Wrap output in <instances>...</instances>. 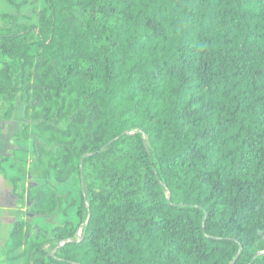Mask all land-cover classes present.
<instances>
[{"label":"trees","instance_id":"16d2710c","mask_svg":"<svg viewBox=\"0 0 264 264\" xmlns=\"http://www.w3.org/2000/svg\"><path fill=\"white\" fill-rule=\"evenodd\" d=\"M20 19L0 14V121L23 104L0 173L11 159L27 206L9 251L22 264H264V0H42L36 22ZM19 141L43 173L21 190ZM69 180L79 203L53 184ZM53 213L60 224L33 230Z\"/></svg>","mask_w":264,"mask_h":264},{"label":"rangeland","instance_id":"374dc122","mask_svg":"<svg viewBox=\"0 0 264 264\" xmlns=\"http://www.w3.org/2000/svg\"><path fill=\"white\" fill-rule=\"evenodd\" d=\"M15 2L19 5L18 12L6 0H0V14L18 13V16L21 17V22H36L37 12L42 6V0H15ZM14 105L13 119L11 121H0V158L9 156L10 152L15 148L11 137L20 129L23 121V104L19 97L15 99ZM3 109L4 106L0 102V111ZM4 167V173H0V264H22L23 259L19 255L20 249L13 252L9 251L11 245L8 241V235L13 223L27 211V206L17 203L12 194V185L9 183V179L18 174L15 170L16 168L12 165V161L6 162ZM27 181H32L30 174L27 175V179L25 177L23 185L19 186V190L25 186ZM53 184L59 194H68L79 203L80 197L75 181L69 180L64 184L53 182ZM69 218L71 220L77 219L74 209L69 211ZM28 220L33 226V230L36 231L38 229L49 230L51 227L60 224L63 218L58 213H53L44 219L30 218ZM77 235L80 236V229Z\"/></svg>","mask_w":264,"mask_h":264},{"label":"crops","instance_id":"0c3cea01","mask_svg":"<svg viewBox=\"0 0 264 264\" xmlns=\"http://www.w3.org/2000/svg\"><path fill=\"white\" fill-rule=\"evenodd\" d=\"M18 147H22L25 148L27 150L26 155H27V159H28V164H27V170L32 178V181L35 182H41L43 180V173L42 171L39 169V167L37 166V164L35 163V161L33 160L34 155H33V151H32V147L30 142H26V141H19L16 144ZM10 156V155H9ZM11 159H8L6 162L10 161ZM12 161V160H11ZM4 162L2 164L3 169L4 164L6 163ZM15 170L17 171V167L15 166ZM18 174H16L14 177H16Z\"/></svg>","mask_w":264,"mask_h":264}]
</instances>
